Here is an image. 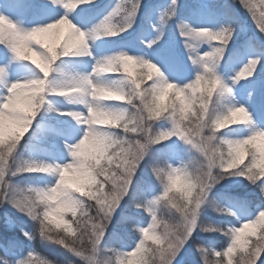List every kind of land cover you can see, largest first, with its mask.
Instances as JSON below:
<instances>
[{
	"label": "clouds",
	"instance_id": "1",
	"mask_svg": "<svg viewBox=\"0 0 264 264\" xmlns=\"http://www.w3.org/2000/svg\"><path fill=\"white\" fill-rule=\"evenodd\" d=\"M70 2L78 5L81 0ZM135 2L138 4L139 0ZM240 3L264 35V0ZM178 7V0H171L162 8V18L158 16L154 22L161 37ZM135 22L130 11L121 13L116 23L102 32L85 33L69 22L66 46L60 55L88 57L92 55L89 41L93 44L105 34L115 36ZM183 22L188 25L185 34H204L210 47L213 39L229 44L241 28L228 21L213 33L210 28L197 29L188 20ZM33 31V27L20 23L5 25L0 21V43L11 53V60L31 59L32 44L38 43ZM200 46V42L193 43V57L197 65H204L207 75L198 73L194 88L165 83L162 87L145 88L142 93L141 84L154 74L160 75V69L150 61L122 55L120 51L99 56L91 71L70 72L59 64L53 67L44 59L39 63L31 61L43 72L44 79L36 73L15 87L13 114L18 117V127L0 128V210L10 207L26 217L30 224L14 225L4 213L9 227H18L30 241L58 247L62 258L33 249L35 256L30 264H177L190 242L201 264H257L264 255V212L254 220L244 221L239 228L227 220H214L207 212L243 219L233 200L214 192L227 175L243 177L264 199V127L256 124L242 103V112L235 108L228 111L235 104L228 102L234 88L229 81L222 85L208 70L222 53L200 54ZM245 67L247 72L240 70L244 76L254 71L247 64ZM112 72L131 77L135 87L127 78L113 80L104 76ZM224 87L229 88L228 94H222ZM213 92H217V103L208 112L206 101ZM54 97H61L72 106L68 115L81 129L80 138L74 143L64 141L70 157L64 162L21 151L22 140L32 130L36 115L62 110ZM154 113H166L163 119L172 124L180 119L184 136L189 139L185 143L190 146L188 158L174 163L154 157L156 138L161 133V120L154 118ZM234 123L246 125L248 134L234 137L221 132ZM142 165L160 185V192L135 194ZM29 173L38 174V178L20 179ZM125 198L132 208L151 216L147 227L131 225L130 231H136L139 240L130 252L107 239ZM57 218L64 221L59 226ZM197 232L218 233L227 238L228 244L217 249L211 242L194 239ZM31 255L30 251L26 257L16 259L5 250L0 252V262L19 264Z\"/></svg>",
	"mask_w": 264,
	"mask_h": 264
},
{
	"label": "rangeland",
	"instance_id": "2",
	"mask_svg": "<svg viewBox=\"0 0 264 264\" xmlns=\"http://www.w3.org/2000/svg\"><path fill=\"white\" fill-rule=\"evenodd\" d=\"M38 2L43 5L45 0H0V14H5L14 22L31 28L37 24L50 22L52 19H58L64 12V9L61 8L59 11H44L37 14L35 11L30 10L28 6L35 5ZM117 2L118 0H94L92 5H81L79 9L72 13V18L81 27H89L106 15ZM169 2L170 0H143L140 13L136 16V22L133 26L118 36L105 37L95 41L92 44L93 51L97 56L122 50L138 56L147 55L148 58L161 66L170 80L178 81L183 84L192 79L195 74V66L192 65L191 61L188 59L189 52L185 47L184 38L181 37L176 27V20L168 24L166 35L157 45L153 46V48L149 49L143 43L144 40H150L157 35V32L153 31L149 21L155 22L159 15V9L166 7ZM179 2L180 8L177 19L188 20L195 26L208 25L218 27L220 24L235 18L236 23L239 24L241 28L237 36L233 39L232 44L229 45L228 52L225 56L226 61L228 56H230L235 49L241 48L248 43L256 44L258 48L264 49V35L259 32L250 13L242 6L240 0H179ZM149 10H152L150 17L147 16ZM208 48L209 44L205 42L202 50H207ZM246 61L247 57H245L242 62ZM8 62L11 63L10 79L12 80L25 79L38 73V69L28 61L11 60V53L9 50L3 44H0V64ZM93 63L94 61L92 58L87 56L63 58L58 62L59 65L70 72L76 70L91 71ZM240 67H242L241 63H236L231 66L228 69L227 75H234L235 70ZM150 83L151 81L146 80L142 87ZM229 83H231V80H229ZM53 99L62 109L72 107L66 104L61 97H54ZM228 102L246 104L253 114L256 124L260 127H264V69H258L255 77L241 80L239 84H236L234 86V94L229 96ZM37 121L38 122L33 125L28 136L25 137L24 142L22 140L21 151L26 154H33L50 160H60L61 162L69 159L70 157L68 156L64 141L68 140L74 143L78 140L81 135L80 126H78L71 117L59 116L56 112L42 113L37 117ZM159 126L168 127L169 121L162 119ZM233 127L240 129L239 132H233L231 134L234 137L248 134L249 129L244 124ZM53 128L57 130L56 134L51 137L44 135L42 130ZM225 131L227 132L229 130L225 129ZM189 148L190 146L185 144L182 140L173 137L170 141L155 145L153 152L161 155L167 160L178 163L180 160L188 158L190 155ZM246 162L247 161H245V163ZM37 178L38 174L35 173L24 174V176L20 177L22 180H36ZM147 182H151L155 185V192L152 194L161 191L160 185L154 180L147 167L144 166L139 173V183L143 187L146 186ZM223 191L225 192L222 193ZM227 191H236L237 195L246 194L245 196H250V198L258 196L254 187L243 177L230 178L220 185H217L214 189V192L217 194H226ZM247 192H249V194ZM241 198L244 199L242 196ZM255 198L253 199L258 203L259 200ZM233 201H235V199ZM235 203L239 204L240 201H235ZM126 206L127 205H122L119 210L121 215L131 213L125 208ZM5 212L11 217L10 223L12 224H30L26 217L18 214L14 209L6 207L0 210V228L5 227L4 229H11L9 223H6V218L4 216ZM207 215L214 220H227L231 223L239 224V220L233 217L217 216L210 210L207 212ZM241 217L244 218L242 210ZM143 219L145 223L150 222L148 216H143ZM122 226L124 225L120 222V216H117L110 227V232L115 233L118 238L111 242L115 243L117 246H121L122 244L134 246L135 240L138 239V235L123 233L121 231ZM18 232V234L16 232L15 236L21 241L19 245L25 247L24 236L20 231ZM195 239L211 242L216 248H221L227 243L226 237L218 233L201 234L197 232ZM36 246L39 252H45V248L51 247L42 245L39 241ZM0 248L5 251L2 244ZM33 249L32 246L29 247V250ZM18 251L23 252V249L19 248ZM0 264H2V262H0ZM177 264H201L199 256L195 253L191 242L178 258Z\"/></svg>",
	"mask_w": 264,
	"mask_h": 264
},
{
	"label": "snow or ice",
	"instance_id": "3",
	"mask_svg": "<svg viewBox=\"0 0 264 264\" xmlns=\"http://www.w3.org/2000/svg\"><path fill=\"white\" fill-rule=\"evenodd\" d=\"M93 3H94V0H81V2L78 5H73L70 2V0H45V3L43 5L40 4L39 2L36 3L35 5H29L28 6L29 9L35 11L37 14L40 12H44V11H59V9L61 8L64 9V12L62 15L59 16L58 19H52L50 22L41 23V24H37L33 26V29H34L33 35L35 36L36 41H38V43L33 42L32 48L34 49V53L31 59L27 61L30 62V64L35 66L36 68V64L32 63L31 61L35 60L37 63H39L40 60L44 59L48 62H51L52 66L55 67L56 65H58V62H60L63 58L76 57V56H71V55H60L61 51L66 46V41L68 38V28L70 27L69 22H71L72 24H75L79 29L83 30L85 33H88L90 31L102 32V31H105L106 29H110L111 26L116 23V20L120 16V14L125 11H130L132 16L136 18V16L140 13L143 0H139L138 4L135 2V0H131V3H130V0H118L117 4L95 24H92L89 27H81L73 20L72 13H74L77 9H79L81 5L87 6V5H92ZM170 3H171V0L169 4ZM178 3H179V7L177 9V14L170 21H168V23L164 26L163 36L162 37L160 36L159 30L153 26L154 22L150 20L149 22L151 23V27L153 31L157 32V35L150 40H144L143 43L145 44L147 48L149 49L153 48V46L157 45L166 35V29H167L168 24L171 21L176 20V27L181 37L184 38L185 47L189 52L188 59L191 61L192 65L195 66L194 77L183 84L179 83L178 81L170 80L168 76L165 74V72L162 70L161 66L158 63L154 62L152 59L148 58L147 55L138 56L136 54L122 50L120 51L122 55L126 54L130 56H134L137 59L141 61H145V62L150 61L152 65H155L156 67L160 69L161 74L160 75L154 74L152 78L149 79V81H151L150 84H147V86H144V87H142V85H144L145 82L141 84L140 89H139L140 93H142L145 88H151L153 85H156L157 87H162L165 83L177 84L181 86L189 85L190 87L194 88L196 86L197 74L199 73V75L201 76L207 75V71L205 70L204 65L203 64L197 65L194 61L193 43L195 42L201 43V46L198 49V52L200 54H203L204 52H208L210 55H213L216 53H222V56L218 58V62L208 69L209 71H213L215 73V78L220 80L222 85H226L228 81L231 80V86L232 88H234V86L236 84H239L241 80H246L248 78H252L257 75L258 69L262 67V62H264V49L258 48L256 44L248 43L242 46L241 48L235 49L233 53L230 56H228L227 61L225 60V56L228 52L229 45L232 44L233 40L229 44L224 45V44H221L220 41L213 39L210 42L211 47L209 46L207 50H202L203 44L206 42L205 35L199 32H190L188 34H185V29L188 28V25L183 22L184 19H177L178 14H179V8H180L179 0H178ZM151 11L152 10H149V13L147 14L148 17L151 16ZM158 16H161L162 18V9H159ZM0 21H3L5 25L16 23L9 16L5 14H0ZM55 21H58V23H53ZM230 21L236 23L235 18L231 19ZM193 28H197V29L198 28H210L213 33L217 29V27H212L208 25H200V26L193 25ZM127 30L128 29H126L125 31ZM121 33L123 32H120L115 36H118ZM112 36L113 35L105 34L100 39L105 38V37H112ZM190 36L192 38V42H189ZM0 44H3V43H0ZM89 44L91 45L92 55L88 57L92 58V60L94 61L93 65H95L97 58L105 54H101L97 56L96 53L93 51V46H92L91 41H89ZM245 57H247V61L242 62ZM17 60H21V58H17ZM236 63H241L242 67L235 70L234 75L228 76L227 75L228 69L231 66L235 65ZM246 64L254 68V71H252L251 74L244 76V74L241 73L240 70L244 69V72H247L248 69L245 67ZM36 69H38L39 79L41 80L44 79L43 72H40L39 68H36ZM237 73H239V75ZM10 76H11V63L8 62V63L0 64V128H4L6 130L14 129L18 127L17 125L18 117L13 114L15 111L14 105H15V100H16L14 92H15V87L19 83L23 82L24 80V79L12 80L10 79ZM104 76L108 79H113V80L119 79V78H127L129 79L131 83H133V86L135 87V82L131 80V77H126V74L122 72L121 73H116V72L104 73ZM225 78H227V80H225ZM10 88L12 89L11 92L9 91ZM169 91H171V88L169 89ZM217 91H219V89ZM228 92H229V88L224 87L222 94H228ZM165 100H167V95H165ZM110 102H116L118 104L127 103V101H109L108 103ZM216 103H217V92H213L207 98V101H206V107H207L208 112L213 111V109L216 106ZM232 108H235L237 111H240V112L243 111V108L249 109V107L246 104H243V108H242L241 103H235L233 105H230L228 108V111H231ZM70 111H72V109H62L60 112H56V113L59 116H69L68 112ZM226 114L227 112H225V115ZM165 115L166 113H162V114L154 113V118L158 120H162ZM233 115H235V113H233ZM38 116L40 115L39 114L36 115V118L32 123V128H33V125L38 122L37 121ZM242 119L243 118L241 117V120ZM236 125H241V123L231 124L227 128L229 131L226 132L225 129H222L221 132L225 135L232 136L231 134L233 132L240 131V129L233 127ZM42 131L44 132V135L49 136V137L57 133V130L54 128L49 129V130H42ZM173 137H177L180 140H183L184 143H189V139L184 136V132H183L179 118H177L174 124L169 122L168 127H161V133L156 138L157 144H163L166 141H170L172 140ZM237 137H240V136H237ZM154 157L156 159L167 160L161 155H158L155 153H154ZM144 166L146 165H142L141 168ZM233 177L235 176L227 175L225 181ZM134 192L137 196L150 195L153 192H155V185L152 184L151 182H147L146 186L142 187L141 184L138 182V184L134 188ZM164 195H167V193L165 192ZM123 205H127L131 207L128 198H125ZM237 206L241 208L243 212V216H244L243 219L239 220V224L233 223L236 228H239L244 221L254 220L261 212H264V199L260 198L259 202L254 207L247 200L240 202L239 204H237ZM138 212L140 213V215L136 213H128L125 215H121L120 211H118L116 213V217L120 216V222L124 225V227L128 231H130V227L133 223L140 225L141 228L147 227L149 222L145 223L143 219V215H142V214H145L146 212L143 210H139ZM148 217L151 219L150 214H148ZM63 222L64 221L62 219L57 218V226H59ZM73 229H75L74 222H73ZM130 232H133L138 235L136 231H130ZM25 238H27L28 240L30 239L29 237H25ZM117 238L118 237L116 236V234L110 232V228H109L107 232L108 241H114ZM138 240H139V235H138V239L135 240L134 246L122 244L120 247L130 252L133 248L136 247ZM227 244H228V240H227L226 245ZM226 245L221 248H217V249H224ZM30 251L32 252V255L28 256L27 259H21L19 264H30L31 259L35 256V251L29 250L28 253ZM8 254L11 257H14L15 255V253L12 252L11 250H9ZM257 264H264V255H261Z\"/></svg>",
	"mask_w": 264,
	"mask_h": 264
},
{
	"label": "trees",
	"instance_id": "4",
	"mask_svg": "<svg viewBox=\"0 0 264 264\" xmlns=\"http://www.w3.org/2000/svg\"><path fill=\"white\" fill-rule=\"evenodd\" d=\"M259 69H264V62H262V67L259 68ZM225 191H223L222 193H224ZM235 192V194H234ZM227 191L226 194H224L228 199L230 200H234L235 201H244L247 199V201H249L251 203V205L254 207V205L257 204V202H255V199L259 200L260 198L258 196H254L253 198L250 196H245L246 194H240V195H237V192L236 191ZM250 192V191H249ZM249 192H247L249 194ZM244 197L243 198H241ZM243 199V200H242ZM125 208H127L128 211H130L131 213H136L138 215H140V213L138 212V210L130 207V206H126ZM143 216H148V214H142ZM15 225V223H13ZM18 225V224H16ZM5 227H2L0 228V245L2 244L4 247H5V250L9 252V250H11L12 252L15 253L14 257L13 258H23V257H26L27 256V253L29 251V247H33L35 250L39 251L37 249V246L36 244L38 243V241H30L28 240L27 238L24 237V240H25V247H22L20 246V239L17 238L16 235V232L17 234L19 233V228L18 227H11V229L7 228V229H4ZM121 231L123 233H129V234H134L136 235L135 233L133 232H130L128 231L124 226L121 227ZM227 239V238H226ZM227 241V240H226ZM19 248H22L23 249V252L22 251H18ZM0 251H3L2 248H0ZM48 256H52V257H56V258H62V252L61 250L58 248V247H50V248H45V252H42Z\"/></svg>",
	"mask_w": 264,
	"mask_h": 264
}]
</instances>
